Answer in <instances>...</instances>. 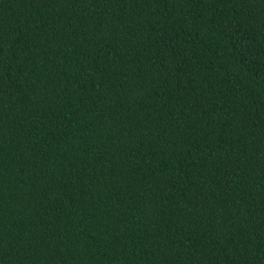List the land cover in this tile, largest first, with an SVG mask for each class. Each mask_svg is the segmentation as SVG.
Masks as SVG:
<instances>
[{"label":"trees","instance_id":"16d2710c","mask_svg":"<svg viewBox=\"0 0 264 264\" xmlns=\"http://www.w3.org/2000/svg\"><path fill=\"white\" fill-rule=\"evenodd\" d=\"M0 264H264V0H0Z\"/></svg>","mask_w":264,"mask_h":264}]
</instances>
